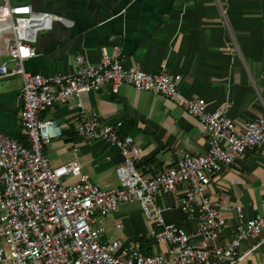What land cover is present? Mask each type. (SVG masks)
Segmentation results:
<instances>
[{
  "label": "crops",
  "instance_id": "1",
  "mask_svg": "<svg viewBox=\"0 0 264 264\" xmlns=\"http://www.w3.org/2000/svg\"><path fill=\"white\" fill-rule=\"evenodd\" d=\"M29 4L64 19L49 29L39 30L32 45L36 55L23 62L24 70L41 75L65 73L73 68V57L82 55L96 64L102 49L116 54L125 67L138 62L144 71L179 74L178 91L187 98L200 97L206 110L225 102L236 128L262 113L264 104V0H10ZM0 61L6 58L0 42ZM18 75L0 78V132L24 142L18 113ZM83 109L97 111L101 118L120 121L119 134L128 135L138 147L142 164L156 169L174 162L182 152L202 154L207 137L197 119L158 94L136 91L121 85L115 92L104 85L82 93ZM75 99L55 104L39 116L53 118L60 135L43 146L51 165L71 157L77 148L80 171L104 189L117 187L114 168L120 163L115 147L102 140L77 137ZM74 177L65 179L73 182ZM183 186L158 193L155 203L163 208L165 223L183 226L197 236L196 217L185 219L176 197ZM213 199H223L219 208L224 218L218 245L231 237L238 219L233 211L240 206L242 219L264 208V148L258 147L221 167L207 185ZM102 238L122 244H138L145 252L165 249L148 236L150 224L137 203L119 205L115 213L103 217ZM260 244L235 264H264V225L260 234L242 240L239 250ZM2 235L0 232V245Z\"/></svg>",
  "mask_w": 264,
  "mask_h": 264
},
{
  "label": "built area",
  "instance_id": "2",
  "mask_svg": "<svg viewBox=\"0 0 264 264\" xmlns=\"http://www.w3.org/2000/svg\"><path fill=\"white\" fill-rule=\"evenodd\" d=\"M60 20L65 22L29 4L0 0V42L6 56L0 61V78L18 75L21 79L18 117L24 136L23 142L0 132V264H235L249 255L260 241L242 251L239 245L247 236L260 234L264 209L243 220L240 206L235 205L238 222L228 241L218 245L225 223L219 208L224 201L213 199L207 185L217 170L236 157L264 148V104L260 115L236 128L227 103L206 110L203 98L184 97L176 86L179 74L144 71L138 62L125 67L115 53L104 49L96 64L75 55L72 70L65 73L45 76L24 70L23 62L36 55L32 45L36 32ZM104 85L113 92L130 85L181 106L206 135L205 151L182 152L160 169L142 164L132 138L119 134L120 121L108 123L97 111L83 109L79 95ZM71 99H75L77 137L99 139L117 149V187L104 189L81 173L74 145L71 157L58 165H51L43 154V146L60 135V128L53 118L39 114ZM67 177L75 180L66 182ZM178 186L183 189L177 194V207L186 220L197 218L196 237L183 226L165 223L163 208L154 201L158 193L173 192ZM129 202L138 204L150 224L160 226L151 228L148 236L165 244L164 250L148 253L137 243L102 238L103 217Z\"/></svg>",
  "mask_w": 264,
  "mask_h": 264
},
{
  "label": "trees",
  "instance_id": "3",
  "mask_svg": "<svg viewBox=\"0 0 264 264\" xmlns=\"http://www.w3.org/2000/svg\"><path fill=\"white\" fill-rule=\"evenodd\" d=\"M141 251H143V252L146 251L144 246L141 247Z\"/></svg>",
  "mask_w": 264,
  "mask_h": 264
},
{
  "label": "water",
  "instance_id": "4",
  "mask_svg": "<svg viewBox=\"0 0 264 264\" xmlns=\"http://www.w3.org/2000/svg\"><path fill=\"white\" fill-rule=\"evenodd\" d=\"M36 35H39V30L36 32Z\"/></svg>",
  "mask_w": 264,
  "mask_h": 264
},
{
  "label": "rangeland",
  "instance_id": "5",
  "mask_svg": "<svg viewBox=\"0 0 264 264\" xmlns=\"http://www.w3.org/2000/svg\"><path fill=\"white\" fill-rule=\"evenodd\" d=\"M69 177H67V179H68Z\"/></svg>",
  "mask_w": 264,
  "mask_h": 264
}]
</instances>
